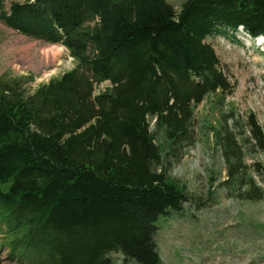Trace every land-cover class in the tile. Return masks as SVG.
<instances>
[{
  "label": "trees",
  "instance_id": "1",
  "mask_svg": "<svg viewBox=\"0 0 264 264\" xmlns=\"http://www.w3.org/2000/svg\"><path fill=\"white\" fill-rule=\"evenodd\" d=\"M0 19L75 62L31 95L0 84V248L17 264H162L157 224L189 200L171 170L194 145L195 107L233 89L206 40L264 37V0H0ZM242 123L230 114L214 138L227 190L257 203L246 153H264V129Z\"/></svg>",
  "mask_w": 264,
  "mask_h": 264
},
{
  "label": "rangeland",
  "instance_id": "2",
  "mask_svg": "<svg viewBox=\"0 0 264 264\" xmlns=\"http://www.w3.org/2000/svg\"><path fill=\"white\" fill-rule=\"evenodd\" d=\"M13 1L27 0H6L8 4ZM184 1L167 0L177 11ZM206 42L214 48L233 89L229 95H210L195 107L194 145L171 170V177L185 187L189 200L181 212L158 222L155 241L162 264H264V199L252 203L231 196L225 186L226 164L214 138V130L230 114L245 126L252 113L264 129V43L242 32L235 37H209ZM43 47L59 51L55 64L39 66L36 55L42 54ZM74 67V60L62 45L17 33L0 19V84L21 81L23 94L31 95ZM111 87L109 82L102 83L95 94ZM150 122L153 128L154 121ZM246 162L261 165L264 189V153L253 157L246 153ZM110 258L112 264H127L120 253ZM0 264L17 263L0 248Z\"/></svg>",
  "mask_w": 264,
  "mask_h": 264
},
{
  "label": "bare ground",
  "instance_id": "3",
  "mask_svg": "<svg viewBox=\"0 0 264 264\" xmlns=\"http://www.w3.org/2000/svg\"><path fill=\"white\" fill-rule=\"evenodd\" d=\"M15 45V44H14ZM10 46V45H9ZM44 46V45H43ZM31 48V47H30ZM42 48V47H41ZM44 48V47H43ZM29 49V48H28ZM31 50V49H30ZM36 50V49H35ZM34 50V51H35ZM33 51V50H32ZM33 51V52H34ZM36 52V51H35ZM44 53V54H43ZM22 54V53H21ZM36 54V53H35ZM34 54V55H35ZM59 54V51L57 50H54V49H51V48H44L43 51H42V54H37L36 56L40 58L39 60V66H50L51 64H55L58 60H57V56ZM24 56H25V53H24ZM33 57V56H32ZM61 57V55H60ZM26 60V59H25ZM60 60V59H59ZM35 61V60H34ZM52 69V68H51ZM47 70V69H45ZM47 72V71H46ZM44 73V72H43ZM45 74V73H44ZM48 75H49V72H48ZM51 75V74H50ZM44 76H47V75H44Z\"/></svg>",
  "mask_w": 264,
  "mask_h": 264
}]
</instances>
